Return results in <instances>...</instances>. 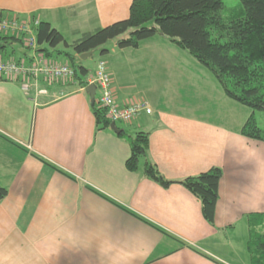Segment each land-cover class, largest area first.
<instances>
[{
	"label": "crops",
	"instance_id": "obj_1",
	"mask_svg": "<svg viewBox=\"0 0 264 264\" xmlns=\"http://www.w3.org/2000/svg\"><path fill=\"white\" fill-rule=\"evenodd\" d=\"M131 2L0 0V14L46 22L64 39L65 30L71 44L128 18ZM155 37L135 52L113 42L96 65L104 61L119 107L148 103L150 114L115 124L131 136L148 133L147 159L173 182L167 188L126 169L128 143L96 127L79 80L42 82L45 93L35 95L26 94L19 79L0 77V187L6 190L0 199V264H253L248 242L255 229H264V142L240 130L250 115L264 127L219 86L214 102L220 104L205 110L200 87L185 86L191 76H202L196 68L184 69L188 53L158 45L159 52L139 53ZM2 38L1 60L32 61L34 52L18 38ZM42 48L36 56L68 60ZM140 68L150 74L145 80L135 77ZM214 167L222 175L210 225L198 199L178 182Z\"/></svg>",
	"mask_w": 264,
	"mask_h": 264
},
{
	"label": "trees",
	"instance_id": "obj_2",
	"mask_svg": "<svg viewBox=\"0 0 264 264\" xmlns=\"http://www.w3.org/2000/svg\"><path fill=\"white\" fill-rule=\"evenodd\" d=\"M239 2L242 16L225 21L220 15L222 0H132L128 18L83 34L71 44L46 22L37 25L35 38L37 46L44 47L40 51L48 56L67 57L75 72L74 79L86 87L85 81L81 80L87 73V69L79 64L81 54L97 51L114 39L119 49H136L140 42L160 35L201 64L228 99L252 112L264 111V0ZM125 34L127 36L123 37ZM0 39L4 40L1 36ZM59 45L63 49L58 50ZM91 108L96 127L109 130L111 122L96 102ZM240 133L264 142V130L258 128L252 115ZM117 136L130 148L125 161L128 171L141 172L164 188L173 183L165 180L147 159L148 133L137 132L131 136L122 131ZM221 175V170L214 167L178 182L198 199L202 216L210 225L214 223ZM5 195L6 190L0 187V199ZM248 251L253 264H264L263 227L252 233Z\"/></svg>",
	"mask_w": 264,
	"mask_h": 264
},
{
	"label": "built area",
	"instance_id": "obj_3",
	"mask_svg": "<svg viewBox=\"0 0 264 264\" xmlns=\"http://www.w3.org/2000/svg\"><path fill=\"white\" fill-rule=\"evenodd\" d=\"M36 20L19 19L15 16L0 14V36H11L18 38L23 47L34 52L31 62L7 61L0 59V77L20 80L21 89L30 94H44L39 89L40 83L51 86L59 80L74 79L75 72L70 65L57 64L46 60L45 57L36 56L38 48L35 38V28L38 25ZM86 85L96 86L97 106L104 112L105 116L113 123H129L138 118L140 114H150L151 109L146 101L130 103L119 107L112 96L111 82L106 71L104 61L97 62L93 74L85 80Z\"/></svg>",
	"mask_w": 264,
	"mask_h": 264
},
{
	"label": "rangeland",
	"instance_id": "obj_4",
	"mask_svg": "<svg viewBox=\"0 0 264 264\" xmlns=\"http://www.w3.org/2000/svg\"><path fill=\"white\" fill-rule=\"evenodd\" d=\"M222 4H223V8L222 10L220 11V15L223 17V19L225 21H228V20H231V19H235V18H238V17H241L242 14H243V11H242V8H241V5H240V2L239 0H222ZM65 37L67 39H71L70 35L68 34L67 31L65 30H62ZM127 34H125L123 37H126ZM65 38V39H66ZM162 38V39H161ZM155 37L154 39H151V40H147V46H145L144 48L142 47V49L139 51V53H143V52H147V51H153V52H159V51H156L158 50L157 49V45L162 49H168V47H172L174 48V50H176L177 52H180L181 54H186L187 55V52L183 51V50H180V49H177L175 48L174 46L171 45V43L164 37ZM116 43V39L114 40H109L107 41L103 46L100 47L99 50L95 51L93 53V56L91 58H89L88 60L86 61H83L82 64L83 66L90 72L92 70H94V68L96 67V61L97 59L100 57V50H108V54H110V46L112 45V43ZM144 42V41H143ZM155 45V46H153ZM150 47V50L147 49ZM24 50H27L26 46L23 47ZM58 50L60 49H63V47L61 45H59L57 47ZM117 49H119L117 47ZM162 49L164 52H166V50ZM128 51L127 52H135L133 48H128L127 49ZM62 56V55H61ZM189 56V55H187ZM190 60H188L186 62V66L184 69H188V68H196V73L195 75H199V70L202 71V76L201 77H194V76H191V79L190 81H186L185 83V86L186 88L188 87H200V89H198V92L199 94H201V102H203L204 106L205 105H208L205 110H210V109H213V108H217L218 107V104H220L219 102H214V86H218L216 81L214 80V78L212 77V75L203 67L201 66L197 61L194 62V60L189 57ZM57 59V58H56ZM55 58H52V59H49L48 58V61H56V62H63L65 63L66 65H70V62H68L69 60H66L64 57H61L59 59L56 60ZM114 60L112 59H109V63L111 66L114 67L117 66V62L114 63V65L112 64ZM69 63V64H68ZM201 68V69H200ZM138 73L135 75L136 79L138 78L139 80H145V76H149L150 74H147L146 75V72L147 70L146 69H141L137 71ZM195 78L197 80H195ZM255 112V115L257 117V121L260 125H262V127H264V111H261V110H256L254 111ZM117 126H121L120 123H116Z\"/></svg>",
	"mask_w": 264,
	"mask_h": 264
},
{
	"label": "water",
	"instance_id": "obj_5",
	"mask_svg": "<svg viewBox=\"0 0 264 264\" xmlns=\"http://www.w3.org/2000/svg\"><path fill=\"white\" fill-rule=\"evenodd\" d=\"M92 55V52H87V53H83L79 56V58L81 60H85L86 58H88L89 56ZM95 90H96V87L94 85H88L85 89L86 93L89 95L90 97V103L91 105L94 104V96H95ZM109 129L114 132L115 134H119L121 133L123 130L122 129H119L116 127V125L114 123H110L109 125Z\"/></svg>",
	"mask_w": 264,
	"mask_h": 264
}]
</instances>
